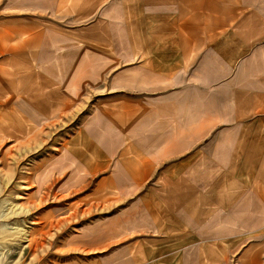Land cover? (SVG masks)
Returning <instances> with one entry per match:
<instances>
[{"label":"rangeland","instance_id":"obj_1","mask_svg":"<svg viewBox=\"0 0 264 264\" xmlns=\"http://www.w3.org/2000/svg\"><path fill=\"white\" fill-rule=\"evenodd\" d=\"M76 3L0 0V72L24 86L12 90L29 95L33 84L31 95L42 102L47 94L50 115L24 102L12 115L3 107L9 95H0V264H264V115L244 120L239 151H225L235 135L220 132L218 118H204L219 114V103L197 90L196 117L173 122L178 87L166 75L148 80L138 61L127 70L84 71L99 84L79 93L66 84L70 72L53 70L60 85L51 88V79L28 78L27 64L13 55L27 51V34L17 41L18 30L38 25L34 16L44 14L42 25L61 37L95 0ZM153 82L163 85L148 87ZM178 125L212 129L175 136ZM173 142L195 143V150L180 153ZM225 152L239 165L223 166ZM191 155L196 164L187 166Z\"/></svg>","mask_w":264,"mask_h":264},{"label":"crops","instance_id":"obj_2","mask_svg":"<svg viewBox=\"0 0 264 264\" xmlns=\"http://www.w3.org/2000/svg\"><path fill=\"white\" fill-rule=\"evenodd\" d=\"M89 1L76 0V6L82 8ZM91 6L92 10L88 7L82 13H75V28L61 37L51 35L48 27L42 25L44 14L33 15L37 22L42 21L38 25L29 22L26 29L18 30L17 41L27 34V51L13 55L27 64L23 70L28 78L36 73L47 81L53 76V70L60 71L59 76L62 71L70 72L73 81L66 84L75 86L79 93L81 87L99 84L94 76L84 71L110 70L120 64L127 70L126 66L138 61L139 71L150 73L148 80L153 79L152 74L157 80H163L166 75V79H172L170 85L178 87L177 90L173 88L171 95L173 122L196 117L191 104L194 106L197 90L204 95L210 94V102L219 103L220 111L214 116L205 114L204 118L210 121L212 117L218 118L222 125H229L219 126L220 132L225 130L235 135L233 144L225 147L223 144V150L239 151L242 122L255 114L264 115V0H95ZM51 46L55 49L49 50ZM90 58L92 61L88 62ZM148 60L151 61L149 67ZM11 69L14 74L18 72L14 66ZM182 71L186 77L176 80ZM8 72H0L5 81H0V95L3 98L9 95L2 101L3 107L14 115L18 104L24 102L29 110L48 118L47 94L41 92L42 102L37 94L31 95L33 84L28 85L29 95L22 90H12V87L24 86L7 79ZM55 85H60L56 78L47 82L46 87ZM153 85L159 87L163 82L161 85L148 83V87ZM204 101L208 103V98ZM157 105L162 117L165 113L163 103ZM211 129L178 125L173 127L172 134L195 136L209 134ZM172 149L191 152L195 150V143L173 142ZM232 156L225 152L220 157L225 161L223 166L239 165V159L235 161ZM195 158L188 157L187 166L195 165ZM238 174H235L237 179ZM106 192L110 190L107 188ZM190 219L188 215V223ZM92 241V238L85 241L84 246H92Z\"/></svg>","mask_w":264,"mask_h":264},{"label":"bare ground","instance_id":"obj_3","mask_svg":"<svg viewBox=\"0 0 264 264\" xmlns=\"http://www.w3.org/2000/svg\"><path fill=\"white\" fill-rule=\"evenodd\" d=\"M21 211H22V213H24V214L29 212V211L24 210V209H22ZM13 215H16V214L12 211V213L7 214V215L5 216V218H9V217H11V216H13ZM17 215H18V213H17ZM3 217H4V216H3ZM11 236H13V234H11Z\"/></svg>","mask_w":264,"mask_h":264}]
</instances>
